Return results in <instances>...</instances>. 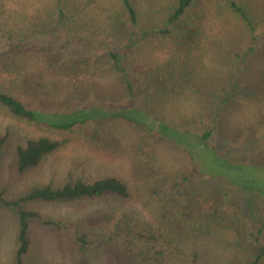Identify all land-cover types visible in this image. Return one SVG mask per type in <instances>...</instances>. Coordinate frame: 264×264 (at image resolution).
Returning a JSON list of instances; mask_svg holds the SVG:
<instances>
[{
	"label": "trees",
	"instance_id": "16d2710c",
	"mask_svg": "<svg viewBox=\"0 0 264 264\" xmlns=\"http://www.w3.org/2000/svg\"><path fill=\"white\" fill-rule=\"evenodd\" d=\"M212 5L218 31L200 35ZM0 35L7 45L0 68L9 73L0 81V163L9 154L17 174L77 131L95 154L130 153L147 182L178 184L197 171L264 196L263 149L233 157L208 144L214 135L241 143L264 135V0H0ZM162 142L184 160L188 152L192 167H160ZM220 195L210 210L188 196L140 216L106 204L129 197L115 174L69 171L16 196L0 185V206L18 218L10 264H27L34 223L56 234L66 264H264L262 210L256 226L227 190ZM83 203L92 206L70 217L33 207Z\"/></svg>",
	"mask_w": 264,
	"mask_h": 264
},
{
	"label": "rangeland",
	"instance_id": "374dc122",
	"mask_svg": "<svg viewBox=\"0 0 264 264\" xmlns=\"http://www.w3.org/2000/svg\"><path fill=\"white\" fill-rule=\"evenodd\" d=\"M19 7L30 16L34 15L30 7L25 5H20ZM212 9L213 5L202 19L199 30L200 35L205 36L208 33L218 31L219 23L214 19ZM43 41L48 40L43 39ZM6 47V42L0 35V57L6 55L3 54ZM59 48L65 54L74 55L75 57L84 54L80 53L81 48L78 46L64 49L60 46ZM192 53L194 56L199 54L196 51ZM166 56L167 53L165 52L160 55V58H165ZM48 76L56 82L61 83L64 81V78L58 74L51 73ZM7 80H9L8 70L1 67L0 81ZM3 123H5V120L0 117V128ZM35 131L38 134L41 133V130ZM24 132H29V129L27 127L24 128ZM54 136L64 139L59 133H55ZM66 139L62 146L47 156L38 167L22 175L14 171L12 157L9 154L5 155L0 163V185L6 187L10 195L16 196L36 183H47L52 179L61 180L69 171L74 174L86 175L115 174L128 183L129 197L121 200L108 199L106 204L108 206H124L140 216H148L156 203H168L174 208L178 207L179 204L177 202L183 201L188 196L196 201L198 205L210 210L215 204H218L221 196L220 191L227 190L231 200L239 207H242L247 213L249 220L256 226L260 225L261 210L262 215L264 214V196L260 198L251 191H245L242 187L230 183L223 176L196 171L190 180L180 181L178 184L169 179L157 181V183L147 182L143 179L140 171L139 173L134 172L132 161L129 157L130 153L122 155L121 158L95 154L89 149L85 142L86 139L77 131L70 134ZM161 144L160 148L157 147V152H160V156L158 155L159 158H157L158 164L161 165L160 167L175 171L178 168H182L184 164L192 167V157L188 152H186L187 160H184L185 155L181 150L179 152L173 147L164 145L163 142ZM208 144L214 147L217 152L226 153L233 157L248 156L257 154L262 149L264 150V135L256 141L248 143L228 142L218 135H214L209 139ZM150 150L153 152L152 149ZM206 155L212 158L210 151H207ZM145 167L149 168L147 163ZM205 187H210L212 191H207L209 188L199 190V188ZM258 200H262V209L257 206ZM233 202L231 203L234 205ZM91 206L89 203H83L73 205L36 204L33 207L45 215L70 217L88 210ZM17 226L18 218L16 214L12 210L0 206V264H10L12 261ZM31 237L33 245L27 258V264H66L65 254L56 248V234L34 223Z\"/></svg>",
	"mask_w": 264,
	"mask_h": 264
}]
</instances>
